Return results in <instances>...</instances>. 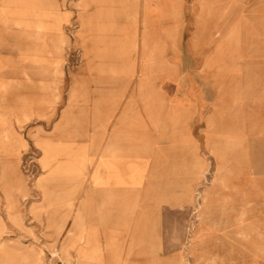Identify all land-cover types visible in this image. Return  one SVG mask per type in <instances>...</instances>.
<instances>
[{
  "label": "rangeland",
  "instance_id": "374dc122",
  "mask_svg": "<svg viewBox=\"0 0 264 264\" xmlns=\"http://www.w3.org/2000/svg\"><path fill=\"white\" fill-rule=\"evenodd\" d=\"M106 158L126 181L111 201ZM79 250L264 264V0H0V264Z\"/></svg>",
  "mask_w": 264,
  "mask_h": 264
},
{
  "label": "crops",
  "instance_id": "0c3cea01",
  "mask_svg": "<svg viewBox=\"0 0 264 264\" xmlns=\"http://www.w3.org/2000/svg\"><path fill=\"white\" fill-rule=\"evenodd\" d=\"M38 146L40 147L43 157L41 160L42 168L43 169H49L51 170L50 176L54 179L55 176H57V168H55L57 156L60 154L56 148V146L53 143H50L49 141H39ZM25 147L24 143H19L17 145V148H14L12 146H9V148H6V151L18 152L19 149ZM73 158V170L71 171L74 178L77 180V177L79 176V173L81 171H85L88 169L90 164V159L87 156V154L84 155L82 153L75 154L72 156ZM55 168V169H53ZM47 180H41L37 184V188L41 191L43 194L44 200H47L51 198L52 195V187L50 188V185L46 183ZM132 182L134 185L139 184L140 182V175H138L137 172L134 173L132 177ZM92 183L93 186L97 189H106L108 190L107 199L111 201L114 198L113 191L115 189H118L120 187H123L126 185V181L124 179V176L122 175L121 166L117 161H114L113 159L106 158V159H100L97 163L94 175L92 177ZM55 186L53 185V189ZM78 258L80 259L79 264H83L86 261L90 260L92 257L90 256L89 252L87 250H79L78 251Z\"/></svg>",
  "mask_w": 264,
  "mask_h": 264
},
{
  "label": "bare ground",
  "instance_id": "6f19581e",
  "mask_svg": "<svg viewBox=\"0 0 264 264\" xmlns=\"http://www.w3.org/2000/svg\"><path fill=\"white\" fill-rule=\"evenodd\" d=\"M19 223V222H18Z\"/></svg>",
  "mask_w": 264,
  "mask_h": 264
}]
</instances>
